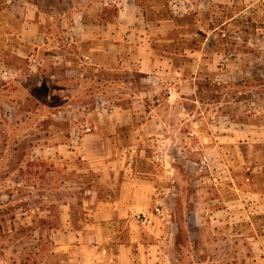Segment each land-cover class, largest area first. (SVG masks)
<instances>
[{"label": "rangeland", "instance_id": "rangeland-1", "mask_svg": "<svg viewBox=\"0 0 264 264\" xmlns=\"http://www.w3.org/2000/svg\"><path fill=\"white\" fill-rule=\"evenodd\" d=\"M139 2L148 18L172 19L181 32L201 34L212 48L224 46L229 79L226 89L201 88L204 104L175 105L180 118L193 114L174 140L115 152L158 181L131 264H264V0ZM61 44L73 48L75 37ZM240 52H246L243 62L235 63ZM27 60L0 62V264H59L70 261L74 249L60 250L57 233L67 218L82 227L87 185L98 176H85V155L71 152L76 129L88 134L85 124L96 130L112 110H138V90L127 83L139 76L101 70L92 85L66 73L56 56L35 72ZM221 110L230 115L222 119L225 131ZM237 122L249 125L236 141H221L217 135L236 133ZM189 138L196 145L189 147Z\"/></svg>", "mask_w": 264, "mask_h": 264}, {"label": "crops", "instance_id": "crops-1", "mask_svg": "<svg viewBox=\"0 0 264 264\" xmlns=\"http://www.w3.org/2000/svg\"><path fill=\"white\" fill-rule=\"evenodd\" d=\"M115 2L0 0V62L10 56L26 58L35 72L56 56L66 73L92 85L99 82L101 70L139 76L127 83L138 90V110H112L88 134L76 129L78 146L71 152L85 155V176L93 172L98 176L87 185L89 212L84 214L82 227L66 217L57 233L60 250L74 249L71 260L59 264L132 263L134 249L141 245L145 218L159 194L158 181L136 169L132 158L121 159L115 152L147 151L152 145L161 148L160 138L174 140L182 132L183 121L189 122L193 114L180 118L175 105L184 101L204 104L199 98L201 88L210 83L226 89L229 79L222 67L224 46L212 48L201 34L181 32L172 19L157 22L148 18L139 0L117 7ZM68 35L75 37V46H58ZM237 55L233 61L242 60L246 52ZM242 62L237 67H243ZM168 86H172L171 95ZM222 111L217 112L218 118L229 119V113ZM222 123L219 129L225 131L227 124L224 128ZM238 124L236 133L217 136L221 141H236L241 127L249 125ZM197 134L202 136L201 131ZM202 137L206 139L205 134ZM187 142L189 147L196 145L190 138ZM62 146L67 143L60 142Z\"/></svg>", "mask_w": 264, "mask_h": 264}, {"label": "built area", "instance_id": "built-area-1", "mask_svg": "<svg viewBox=\"0 0 264 264\" xmlns=\"http://www.w3.org/2000/svg\"><path fill=\"white\" fill-rule=\"evenodd\" d=\"M66 40L67 41H71V42H74V38H73V36H68V37H66ZM172 92H173V89H172V86H168L167 87V93L169 94V95H171L172 94ZM85 130L87 131V132H91L92 131V127H91V125L90 124H85Z\"/></svg>", "mask_w": 264, "mask_h": 264}]
</instances>
